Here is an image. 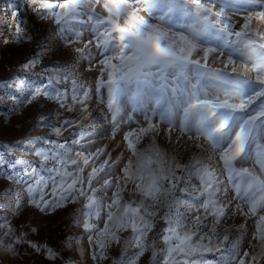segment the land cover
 <instances>
[{"label":"rangeland","instance_id":"374dc122","mask_svg":"<svg viewBox=\"0 0 264 264\" xmlns=\"http://www.w3.org/2000/svg\"><path fill=\"white\" fill-rule=\"evenodd\" d=\"M172 3L159 0L154 16L149 17L158 30L153 35L186 37L197 48L191 59L199 58L201 64L204 60L199 49L223 52L220 59H214L210 52L209 74L212 69L231 71L224 68L223 60L231 50L226 45L236 44L237 38L228 33L240 31L247 16L264 10V0H202L213 13L222 11L223 15L200 13L201 23L215 27H210L204 37L193 39L190 30H198L200 24L185 9L170 11ZM13 7H22L19 19L26 21L21 26L30 37L19 43L8 29ZM95 11L104 13L98 6ZM98 24L92 14L59 23L40 19L27 4L0 0V264H236L241 258L249 264L251 257L255 258L251 264H264V239L258 238L264 237V184L251 179L264 181V124L256 122L257 146L237 158L231 172L226 170L220 159L225 146L214 147L207 129L181 111L188 110L181 95L188 87L183 76L198 89L212 91L207 79L198 83L191 65L175 81L168 79L166 72L151 86H145L151 103L145 100L142 89L129 86L127 94L117 97L114 118L113 109L108 107L111 90L105 81L110 75L119 79L123 65L134 68L135 64L127 59L123 64L111 59V68L100 63L117 53L112 51L111 42L94 39L97 31L105 32ZM258 31H264V24ZM5 39L9 42L3 43ZM205 39L207 42L202 43ZM232 59L236 60L237 72H242L241 61L235 54ZM30 61L36 62L23 66ZM247 76L254 79L256 73ZM46 85H50L48 97L31 99ZM257 90L246 91L253 95ZM200 95L203 97V93ZM239 102L238 97L229 100ZM260 110H264V96L254 99L247 113ZM146 114L155 131L139 139L136 135L129 137L135 145L134 154L125 137L148 127ZM97 152L102 153L98 159L93 156L88 165L83 164V158ZM141 154L153 161L143 171L138 168ZM72 159H77L83 169L78 175L84 184L78 182L77 189L83 187L96 201L91 208L87 207L86 196L76 193L73 198L59 187H67L72 179L62 180L65 168L77 175L73 171L76 166L68 163ZM105 160L108 164L104 172L92 180L96 188L93 193L88 188L89 173ZM202 169L214 177L209 191L201 183ZM153 175L163 177L157 180L160 191L155 199L140 190L151 183ZM109 178L111 183L105 185L103 180ZM234 185L247 196L237 198ZM114 198L119 199V206L108 208ZM205 203L208 211L202 207ZM253 204L255 211L250 212ZM127 205L139 207L135 218L124 215ZM213 206L222 209L223 215H215ZM107 212L114 214L115 223L108 222L101 234ZM133 222L136 230L116 226ZM145 222L151 227L141 235ZM86 223L93 225L91 231L85 229ZM170 227L180 237L192 236V246L203 250L169 255L170 244L163 237L171 235ZM177 243L173 237L171 247ZM9 245L11 251L6 250ZM245 252L247 257L243 256Z\"/></svg>","mask_w":264,"mask_h":264},{"label":"snow or ice","instance_id":"6c2138e0","mask_svg":"<svg viewBox=\"0 0 264 264\" xmlns=\"http://www.w3.org/2000/svg\"><path fill=\"white\" fill-rule=\"evenodd\" d=\"M19 4L23 6L27 4L28 9L40 19H53L55 22L74 20L81 14H92L96 17L99 22V26H104L105 32L97 33L94 35V39L104 40V42H111L112 51L117 53L112 58H105L100 63L108 68L114 67L111 64V59H118L122 62L127 59L128 62L134 63L135 67H128L123 65L124 70L121 72L119 79H114L110 75L105 81L110 91V98L108 101V107L113 109L114 118L115 112L118 110V95L127 94L129 86L135 89H142L144 91L145 100L151 103L150 93L145 86H151L153 82L158 80L159 77L165 76L168 73V79L175 81L177 77L183 76L185 69L190 65L197 72V81L201 79H207L210 81L212 88L211 92H207L203 87L197 88L196 85H192L190 81H187V77L183 76L185 81L188 83L187 89L181 94L185 98V103L188 110L185 111L183 108L181 111L185 117L189 114L192 115L193 120H196L200 125L207 129V138L213 142L214 147H225L222 149L220 159L223 162L226 170L231 172L233 170V162L246 154V151L250 147H256L255 135H256V122L258 120L264 124V110L247 113V109L253 103L254 99L264 96V31H258L261 24H264V10L259 11L253 15H249L245 18L241 30L228 33L230 36L237 38V43L234 45H226L230 48L228 56L223 60L224 68H231L230 72H224L219 69H212L210 74L207 71L208 56L214 53V59H220L224 56L223 52H216L215 49H199L203 53L204 63L201 64L200 59H191L193 51H197L195 45L187 41L186 37H176L175 35L168 36L166 34L153 35L154 32H158L157 29L149 22V17H153L155 9L158 6L159 0H18ZM212 2H221L224 0H212ZM170 11L174 8H181L187 10L191 15L195 17V22L200 24V28L196 31H191L190 34L193 39H198L205 36V33L210 27L215 25H209L207 23H201L200 13L205 16L211 14L214 17H222L221 12H212L211 8L205 7L202 0H173L170 4ZM100 7L107 14L105 17L104 13L96 12L95 8ZM264 8V5H261ZM22 7L18 10L13 7L10 16L11 21L9 22L8 29L12 31L13 40L17 43L24 39L30 38L25 29L21 26L26 24L25 20L19 19L21 15ZM148 13V16L142 15L141 13ZM254 20L256 23L254 24ZM14 29V31H13ZM106 38V39H105ZM5 39L3 43H8ZM71 41H69L70 43ZM207 42V39L202 40ZM92 43V41H89ZM258 45V46H257ZM100 45L97 44V47ZM237 56V59L241 61L240 67L243 69L242 72L236 70V60L232 59L233 55ZM36 61H30L28 64L23 65L28 67L30 64H34ZM247 73H256L255 78L247 76ZM50 85H46L34 92L31 99H36L41 95L48 97V88ZM258 87L259 90L254 91L253 95L247 94V89H253ZM54 91V89H52ZM200 93H203L201 97ZM223 97V99L221 98ZM233 97H238L239 103H229V100ZM56 98V97H52ZM194 101V102H193ZM64 107L63 104H61ZM145 112L147 110L145 109ZM240 113L241 115H236ZM247 113V114H246ZM145 119L148 121V127L140 129V133H130L125 139L128 141L130 150L135 149V145L129 139L130 136L136 135L139 139L140 136L155 131V125H153L148 117L145 115ZM169 123L171 121L169 120ZM203 134V133H201ZM227 152L228 154H223ZM101 152L92 154L86 158H83V164L88 165L93 159L99 158ZM257 155V153H253ZM45 159H48L46 154L41 153ZM70 165L76 166L74 172L77 175H73V172H68L65 168L62 175V180L67 182L69 177H72L71 182L67 183V187L61 184L60 189L67 195L75 198V194L78 193L80 196H86L88 200L87 207L91 208L96 203L93 196L86 195V190L81 187L77 189V183L81 185L84 181L80 179L78 173L83 169L79 167V161L72 159L68 162ZM153 161L150 156L141 154V158L138 161V168L140 170H146ZM108 164L105 160L99 168L93 167L89 173L88 188L93 193L96 192V188L92 187V180L96 178L99 172H104V166ZM63 166V163H62ZM248 176L251 177V173L244 170ZM125 175H128L127 169H125ZM237 176L241 173L237 172ZM158 179L163 177L152 176V181L145 188L140 190L145 196H151L153 199L156 198V193L160 191V187L157 184ZM170 179V178H169ZM254 182L264 184V181H259L258 177H251ZM214 177L211 172L207 169L201 170V183L206 185V191L212 188ZM103 183L108 185L111 183L110 178L104 179ZM139 187V186H138ZM236 188V197L243 199L247 196V192L241 193L238 186ZM251 187V185H250ZM210 194V192H209ZM43 201V193H41ZM40 204L39 201H33ZM47 205V201H43ZM119 199L114 198L112 204L108 205V208L113 206H119ZM205 211H208L209 205L205 203L203 206ZM214 208V206H213ZM250 212L255 211V204L249 208ZM125 216L136 217L139 212V207L133 208L131 205H127L124 210ZM214 214L217 216L223 215L222 209H215ZM142 219V218H141ZM199 220V217H195ZM114 222V214L112 212L106 213L105 229L101 230V234H104L108 228V222ZM117 227L131 226L136 230V224L121 223L116 225ZM86 230L91 231L93 225L86 223L84 225ZM151 226L145 222L143 230L149 229ZM169 231L171 235H165L163 238L166 242H169V255L172 253H192L202 251L203 249L192 246V236L180 237L174 227H170ZM7 235V233H5ZM175 237L179 243L175 247H171V241ZM264 239V237H258ZM2 244V241H0ZM103 247V244H100ZM11 251V245L6 249ZM248 253H243L244 257H247ZM251 257V260H254ZM236 264H245L243 258L239 259Z\"/></svg>","mask_w":264,"mask_h":264}]
</instances>
